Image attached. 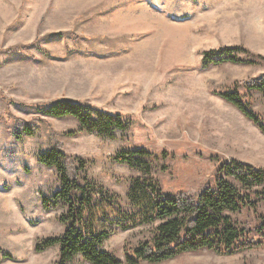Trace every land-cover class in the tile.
<instances>
[{
  "label": "rangeland",
  "instance_id": "374dc122",
  "mask_svg": "<svg viewBox=\"0 0 264 264\" xmlns=\"http://www.w3.org/2000/svg\"><path fill=\"white\" fill-rule=\"evenodd\" d=\"M230 48L253 63L206 61ZM262 75L264 0H0V264L60 263L59 245L35 250L66 230L65 209L42 206L61 189L57 169L39 160L56 144L87 163L81 178L124 200L144 174L114 161L123 151L151 153V177L173 195L198 194L231 162L264 169V134L219 96L237 92L263 115L264 92L241 84ZM57 100L120 115L129 128L115 139L87 133L44 113ZM260 216L264 197L232 217L254 228ZM152 228L119 231L101 250L124 262ZM161 264H264V247Z\"/></svg>",
  "mask_w": 264,
  "mask_h": 264
},
{
  "label": "trees",
  "instance_id": "16d2710c",
  "mask_svg": "<svg viewBox=\"0 0 264 264\" xmlns=\"http://www.w3.org/2000/svg\"><path fill=\"white\" fill-rule=\"evenodd\" d=\"M241 48H230L210 53L206 61L217 63H253L238 57ZM208 62V63H209ZM249 91L264 92V75L241 82ZM220 97L235 106L258 130L264 134V114L258 115L244 103L239 93H220ZM55 118L72 117L81 129L100 137L115 139L118 131H126L129 123L100 110L67 100H57L46 110ZM28 136L32 129L24 130ZM22 138V137H21ZM19 138V139H21ZM151 153L145 150L123 151L114 161L140 171L128 188L126 199L120 198L96 183L81 178L87 163L71 158L63 146L54 148L40 157V162L55 167L60 176L61 189L50 197H43L44 210L65 209L60 222L66 230L59 238L38 244L36 252L60 246V263L67 264L75 257L90 264H161L186 253L213 252L217 255H234L264 247V216L254 228L239 226L235 214L244 210L256 211L263 199L264 169L231 162L222 166L213 185L204 187L196 195L168 194L158 181L151 177ZM140 226H153L152 237L126 253L125 261L104 252L106 239L117 232ZM11 258L3 255L1 259Z\"/></svg>",
  "mask_w": 264,
  "mask_h": 264
}]
</instances>
